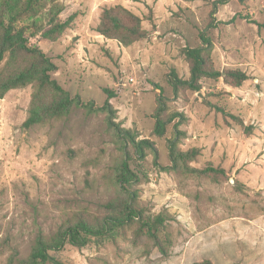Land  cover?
Returning a JSON list of instances; mask_svg holds the SVG:
<instances>
[{"label":"rangeland","instance_id":"rangeland-1","mask_svg":"<svg viewBox=\"0 0 264 264\" xmlns=\"http://www.w3.org/2000/svg\"><path fill=\"white\" fill-rule=\"evenodd\" d=\"M113 5L137 15L148 36L125 46L98 34L103 9ZM68 18L62 32L43 35L52 19ZM263 23L264 0L33 2L16 26L55 63L52 77L95 106L107 100L105 88L113 91L114 120L136 141L152 144L141 143L137 152L108 125V111L84 106L24 127L36 86L8 90L0 97V264L15 250L27 257L37 235L50 242L78 220L95 224L113 214L128 188L147 222L160 217L156 234L164 253L137 217L50 255L63 264H264ZM201 35L222 75L199 79L197 91L182 84L174 89V75L189 79L184 50L201 46ZM5 64L6 58L0 70ZM230 69L247 79L226 83ZM159 104L167 114H182L161 136L152 132ZM170 146L195 152L175 164ZM123 162L135 175L124 187L118 180ZM184 164H211L224 175L213 181L187 173Z\"/></svg>","mask_w":264,"mask_h":264},{"label":"trees","instance_id":"trees-1","mask_svg":"<svg viewBox=\"0 0 264 264\" xmlns=\"http://www.w3.org/2000/svg\"><path fill=\"white\" fill-rule=\"evenodd\" d=\"M37 1L0 0V62L6 58V64L0 70V97H3L10 89L32 83L36 86V90L31 100L29 114L23 122L24 127H30L48 119L64 116L74 105L84 106L91 110L108 111V125L113 127L119 136L121 135L131 142L137 152H141L143 147H145L141 143L150 146L152 143L148 140L136 141L129 130L120 127L119 123L114 120L116 111L108 101L115 96L113 91L105 88L103 91L107 95V100L102 106H95L92 100L83 103L78 94L71 96L52 77L51 73L56 70L55 63L40 47L29 45L24 28L16 26L17 20L31 12L33 2ZM69 22V18L63 22L52 19L49 23L50 26L44 30L43 35L47 38H53L55 34L62 32L69 25ZM261 26H264V23ZM95 31L107 38L116 39L125 46L148 36V31L141 26V19L120 5H113L103 9ZM200 38L202 41L201 46L184 50L185 58L189 63V79L182 81L174 75L171 80L174 89L178 87V84H182L197 91L199 90V85L197 84L199 79L216 78L222 75L220 71L215 70L211 65L209 57L211 44L209 39L202 35ZM223 75L224 81L233 86L241 85L247 79V75L237 69L226 70ZM177 116L182 117V114H167L164 104H159L153 116L155 119L153 134L157 136L163 135L166 125ZM194 152L195 150L180 152L170 146V157L175 164H178L180 160L181 164L184 163L185 159L193 156ZM125 166L126 164L123 162L118 177L123 187L135 177ZM183 168L187 173L208 177L213 181H219L220 177L224 175L222 168L214 167L211 164L201 169L192 168L184 164ZM135 198V190L128 188L125 198L118 199L114 204L113 214L105 216L95 224H90L83 219L78 220L73 225L59 229L50 242H47L42 235H37L31 252L27 257H18L15 250L9 257L7 264H63L53 258L49 251L58 250L65 243L78 247L83 246L89 236H107L114 227H119L126 221L135 220L137 217V222L147 228L149 235L156 240L157 246L164 253L161 241L157 240L158 236L156 234L157 223H162L160 217L158 216L154 221L147 222L142 216V212L137 209ZM192 264L213 263L209 259H202Z\"/></svg>","mask_w":264,"mask_h":264}]
</instances>
